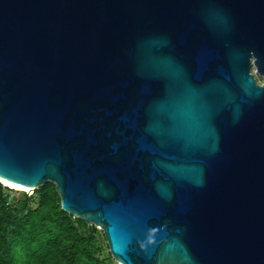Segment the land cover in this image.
Returning a JSON list of instances; mask_svg holds the SVG:
<instances>
[{"label": "water", "instance_id": "obj_1", "mask_svg": "<svg viewBox=\"0 0 264 264\" xmlns=\"http://www.w3.org/2000/svg\"><path fill=\"white\" fill-rule=\"evenodd\" d=\"M47 183L118 264H264V0H0V184Z\"/></svg>", "mask_w": 264, "mask_h": 264}, {"label": "trees", "instance_id": "obj_2", "mask_svg": "<svg viewBox=\"0 0 264 264\" xmlns=\"http://www.w3.org/2000/svg\"><path fill=\"white\" fill-rule=\"evenodd\" d=\"M32 195L0 184V264H106L94 227L61 210L52 184Z\"/></svg>", "mask_w": 264, "mask_h": 264}, {"label": "rangeland", "instance_id": "obj_3", "mask_svg": "<svg viewBox=\"0 0 264 264\" xmlns=\"http://www.w3.org/2000/svg\"><path fill=\"white\" fill-rule=\"evenodd\" d=\"M2 187H4L3 185H1ZM15 191V190H14ZM16 192H21V191H16ZM33 192L31 194H29L28 196H33L32 195ZM35 206V205H33ZM94 229H95V235L98 237L99 239V242H100V245L102 247V253H101V258L105 259L106 260V264H118L116 261H114L111 256L108 257L107 253H108V249H106L105 245H106V242H104L101 238V234L102 232L95 226H93Z\"/></svg>", "mask_w": 264, "mask_h": 264}, {"label": "bare ground", "instance_id": "obj_4", "mask_svg": "<svg viewBox=\"0 0 264 264\" xmlns=\"http://www.w3.org/2000/svg\"><path fill=\"white\" fill-rule=\"evenodd\" d=\"M12 188H14V189H18V190L20 189V188H15V187H12ZM25 191H26V190H25Z\"/></svg>", "mask_w": 264, "mask_h": 264}]
</instances>
